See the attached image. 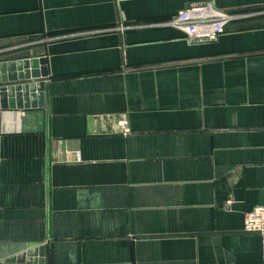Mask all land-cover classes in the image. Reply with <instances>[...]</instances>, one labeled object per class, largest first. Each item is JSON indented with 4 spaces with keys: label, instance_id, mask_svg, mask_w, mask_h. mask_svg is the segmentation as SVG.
Here are the masks:
<instances>
[{
    "label": "crops",
    "instance_id": "0c3cea01",
    "mask_svg": "<svg viewBox=\"0 0 264 264\" xmlns=\"http://www.w3.org/2000/svg\"><path fill=\"white\" fill-rule=\"evenodd\" d=\"M204 4L224 31L188 42L178 13ZM30 59L45 106L0 109V264H264L243 231L264 205V0H0V63Z\"/></svg>",
    "mask_w": 264,
    "mask_h": 264
},
{
    "label": "water",
    "instance_id": "95a60500",
    "mask_svg": "<svg viewBox=\"0 0 264 264\" xmlns=\"http://www.w3.org/2000/svg\"><path fill=\"white\" fill-rule=\"evenodd\" d=\"M47 77L45 59L0 63V109H42L45 106L46 84L44 80ZM37 251L41 259L44 248L40 247ZM30 254L34 255L36 251ZM41 260L38 262L42 263L43 260ZM12 261L31 262L25 256Z\"/></svg>",
    "mask_w": 264,
    "mask_h": 264
},
{
    "label": "built area",
    "instance_id": "2783aa9c",
    "mask_svg": "<svg viewBox=\"0 0 264 264\" xmlns=\"http://www.w3.org/2000/svg\"><path fill=\"white\" fill-rule=\"evenodd\" d=\"M180 30L188 42L210 43L223 33L227 17L216 13L209 4L196 5L184 9L177 16ZM114 133L127 136L130 134L128 122L121 119L114 125ZM74 161L81 162V154L75 152ZM243 231L260 237L261 251L264 259V205L255 207L243 217Z\"/></svg>",
    "mask_w": 264,
    "mask_h": 264
}]
</instances>
